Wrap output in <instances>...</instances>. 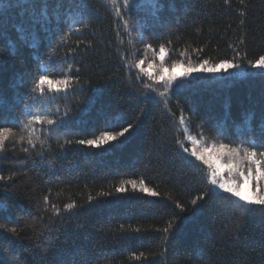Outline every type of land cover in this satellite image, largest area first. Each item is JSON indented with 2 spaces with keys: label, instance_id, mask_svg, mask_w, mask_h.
<instances>
[{
  "label": "trees",
  "instance_id": "obj_1",
  "mask_svg": "<svg viewBox=\"0 0 264 264\" xmlns=\"http://www.w3.org/2000/svg\"><path fill=\"white\" fill-rule=\"evenodd\" d=\"M43 2L46 15L41 0L0 5V120L8 121L0 127L16 134L0 153V224L17 229H0V264H264V212L241 218L239 202L226 193L206 196L195 213L176 207L194 208L190 201L208 189V168L177 141L187 147V136L196 135L232 147L259 142L264 75L199 74L192 78L200 79L196 87L176 90L166 105L155 92L146 96L145 85L155 82L127 67L139 60L145 69L153 64V72L174 61L248 65L264 55V0H133L128 9L117 0L127 30L107 0ZM40 74L71 75L79 83L59 93L45 85L44 97L33 101ZM38 108L59 109L58 116L67 111L69 119L51 131L34 125L47 144L26 153V141L18 142L27 135L21 122ZM128 124L129 133L99 148L77 143ZM129 180L137 189L126 183V191H116ZM141 180L158 195L141 192ZM73 201L78 207L63 211ZM170 221L166 243L157 229Z\"/></svg>",
  "mask_w": 264,
  "mask_h": 264
},
{
  "label": "snow or ice",
  "instance_id": "obj_2",
  "mask_svg": "<svg viewBox=\"0 0 264 264\" xmlns=\"http://www.w3.org/2000/svg\"><path fill=\"white\" fill-rule=\"evenodd\" d=\"M30 3H35V0H29ZM43 6L41 8V15H46L47 4L43 2ZM108 3L115 7V14L120 17L123 21V25L125 30L129 28V21L127 19H123V13L119 6H117V0H107ZM229 0H225V3H228ZM240 4H245V0H239ZM7 4L11 6V0H0V5ZM133 6V0H123V7L128 9ZM243 16L244 13L242 12ZM240 24H244V20L240 21ZM18 31L22 32V28H18ZM79 31V29H77ZM146 48L151 50L152 45H146ZM71 51V50H70ZM166 48L164 44L159 46V57L161 61L165 59L166 56ZM124 59V57H122ZM144 61L139 60L134 65L127 64V67L131 70L133 68L139 69V72L146 75L150 80L155 82V84H147L145 85L146 96L151 93H156L158 96L164 98V102L167 105V99L170 98V95L173 94L176 90L186 89V88H194L196 87L200 79H192V74L197 71L204 72H216L218 70L227 71L231 68H238L240 64L233 63L231 60H221L219 64L210 65L208 60H203L199 67L193 65L191 62L187 64V67L183 72L170 71L168 68L163 66V63L157 68L155 72L151 71L154 67L153 64L149 63L148 69L142 67ZM251 67L258 68L264 70V55L259 56L254 62H249ZM180 65V61H174L171 65L172 69H175ZM69 71H71V65H69ZM78 71V70H77ZM167 73V74H166ZM54 74V72H53ZM264 75V72L260 73ZM73 83H79V78H73L71 75H64L63 78L60 79H50L49 75L40 74L38 78H36L33 82L32 93L37 94L33 95L31 99L33 101L40 100L45 95V85L48 87L49 92H62L66 91L68 88L73 86ZM155 85H162L164 87L163 92H157ZM43 103V101H41ZM47 112V114H42ZM59 109H56L55 113L49 112L46 109L38 108L36 111H29L27 121L22 123V130L27 132V135H20L18 137V142L26 141L28 147H24V152H29L30 149L34 150L39 143L41 146L47 144V138L41 139V136L38 134V130L34 127V125H42L47 126L46 131H51L55 128L62 127L69 119V113L66 111L62 116H58ZM53 116H57V118H51ZM248 119H251L249 116ZM186 118L181 115L179 118V124L185 125ZM0 123H8V121L0 120ZM133 128L132 124H128L127 127H123L122 130L111 132L104 131L100 135L95 136L92 139H81L78 140L77 143L80 145H87L91 147L99 148L102 145L109 144L112 141H117L118 138L124 137L126 133ZM184 131L187 132L188 129L184 128ZM264 131V130H262ZM223 134V133H221ZM15 132L10 127H0V153H2L5 149V142L11 140L15 136ZM187 141H191L193 145H198L200 142L193 136H187ZM186 141L178 140L177 143L181 145V148L184 153H189V149L184 147V143ZM66 144L72 143V141H65ZM243 143L250 144V147H232L229 144L225 143H212L211 145L204 146L197 150L195 147L190 152L191 157H195L196 160L202 161L204 165H207L208 171L205 174V178L208 182V189L202 193L201 195L193 198L190 201L192 206H195L192 209H185L184 205L179 203L176 204V207L180 209L181 212L188 210L193 211L194 213L200 210L199 202L203 201L206 196L209 195H222L229 194L231 198L234 199V202L238 201L237 207L240 209L241 218L246 217L248 214L254 211L264 212V151H257L259 148H264V138H262L259 142L255 138H250L247 140H242ZM63 147V145H60ZM50 148V146H49ZM43 152V147L41 148V152L37 153V155H41ZM242 153V154H241ZM207 154V155H206ZM225 158L229 161L226 165L228 172L230 174H238L239 177L248 182L249 180L253 181L255 184V190L252 191L251 194H245L244 191L241 190V184L235 180H225L222 175V165L218 164L216 161ZM5 177L0 175V181L4 180ZM131 184L133 190L137 189L138 185L136 180H129L122 182L117 188V192L126 191L125 184ZM143 180L140 181L139 190L141 192H148L150 195L156 196L158 193L151 191L150 189L143 186ZM107 195V193H105ZM93 199L92 196L88 197V200L91 201ZM45 206L48 205L49 196L45 195L43 197ZM77 204L75 201L66 203L63 205V211L70 212L73 209L77 208ZM52 212L55 215H59L61 213V208L57 205H52ZM174 227V222L170 221L166 227L163 229H157L164 234V240L167 243L169 239V235L172 233ZM0 229H5L7 232H11L13 234L16 233L17 229L15 227L6 228L5 225L0 224ZM135 231H140L139 228L135 229ZM133 259L141 260L146 259L144 254L141 253L137 256L135 253L132 254ZM161 256L164 255L162 252Z\"/></svg>",
  "mask_w": 264,
  "mask_h": 264
},
{
  "label": "rangeland",
  "instance_id": "obj_3",
  "mask_svg": "<svg viewBox=\"0 0 264 264\" xmlns=\"http://www.w3.org/2000/svg\"><path fill=\"white\" fill-rule=\"evenodd\" d=\"M186 67L187 66H182L181 65V66H177L175 69L171 68L169 70L170 71L183 72ZM197 67H199V65ZM256 72H264V70L258 69V68H253V67H251V64H248V65H245V66H240L238 68H231V69H228L227 71L218 70L216 72H204V71L200 70V71L194 72L192 74V78H194L196 75H199V74H206V75H211V76H214V77H218V76L242 77L244 75L252 74V73H256ZM191 136L195 137L200 143L198 145H193L191 143V141H187L188 142L187 148L189 149V153H185V154L187 156H189V157H191L190 156V152L192 151V149L194 147L197 150H199L200 148H202L204 146L211 145V143L203 140V138L201 136H196V135H191ZM192 158L195 159V157H192ZM216 162L223 166L222 167V175L224 176L225 180H235V181L239 182L241 184V190L244 191L245 194H251L252 191L255 190V184H254L253 181L249 180L248 182H245L239 177L238 174H230L228 172V169H227L226 165L229 163V161L227 159L221 158V159L217 160ZM205 166L207 167V165H205Z\"/></svg>",
  "mask_w": 264,
  "mask_h": 264
}]
</instances>
